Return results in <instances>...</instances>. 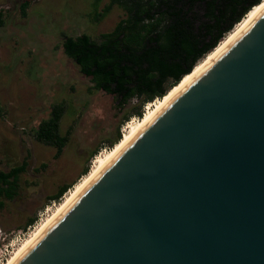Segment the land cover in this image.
Here are the masks:
<instances>
[{
  "label": "water",
  "instance_id": "water-1",
  "mask_svg": "<svg viewBox=\"0 0 264 264\" xmlns=\"http://www.w3.org/2000/svg\"><path fill=\"white\" fill-rule=\"evenodd\" d=\"M12 264H264V9Z\"/></svg>",
  "mask_w": 264,
  "mask_h": 264
},
{
  "label": "rangeland",
  "instance_id": "rangeland-1",
  "mask_svg": "<svg viewBox=\"0 0 264 264\" xmlns=\"http://www.w3.org/2000/svg\"><path fill=\"white\" fill-rule=\"evenodd\" d=\"M22 1L0 0V169L27 161L18 177L17 194L0 209V253L15 240L18 229H26L7 257L81 182L82 168L87 166L90 171L95 156L112 149L108 138L117 127L120 131L124 114L137 102L132 99L119 108L111 94L90 90L89 76L79 71L61 45L64 33L86 32L98 38L123 14L120 6L113 4L95 20V11L109 0H29L25 15L20 10ZM60 101L65 104L60 130L68 132V140L55 157V147L36 140L33 134L49 116L51 104ZM64 182L73 184L37 219L50 202L49 195ZM29 216L36 220L24 228Z\"/></svg>",
  "mask_w": 264,
  "mask_h": 264
},
{
  "label": "trees",
  "instance_id": "trees-1",
  "mask_svg": "<svg viewBox=\"0 0 264 264\" xmlns=\"http://www.w3.org/2000/svg\"><path fill=\"white\" fill-rule=\"evenodd\" d=\"M262 1L109 0L95 11L93 18L99 20L117 4L123 14L113 28L100 32L98 38L86 32L64 33L61 45L79 71L89 76L90 90L111 94L119 108L137 99L124 114V121L133 115L141 116L145 102L166 97ZM28 4L29 0L20 4L23 15ZM2 15L0 9V25ZM64 110V102L52 103L49 116L38 123L33 134L36 140L55 147V157L68 140V132L60 130ZM121 138L117 127L114 136L108 138V147L112 148ZM95 152L96 148L92 154ZM26 164L23 159L7 170L0 169V209L6 199L17 194L18 177ZM41 166L45 167L46 163L42 162ZM88 172L87 166L82 168V174ZM72 184L59 185L49 198L60 199ZM34 221L35 216H29L23 227Z\"/></svg>",
  "mask_w": 264,
  "mask_h": 264
},
{
  "label": "bare ground",
  "instance_id": "bare-ground-1",
  "mask_svg": "<svg viewBox=\"0 0 264 264\" xmlns=\"http://www.w3.org/2000/svg\"><path fill=\"white\" fill-rule=\"evenodd\" d=\"M264 9V0L258 6L250 10L246 16L237 24L234 30L225 37L222 42L211 51L199 64H197L192 73L185 77L178 85H176L169 94L164 98H157L150 102L146 111L139 119H134L128 122L124 127L122 138L117 142L112 149L105 151L101 155H96L93 160L90 171L85 174L81 182L72 190H70L64 201L60 205H56L57 209L47 219L37 227L30 238L18 247L15 252L8 256L2 264H12L16 258L42 233V231L52 223L59 214L71 203V201L79 194V192L98 174L102 169L128 144V142L144 127L146 126L157 113L179 92L181 91L197 74H199L220 52H222L230 43L235 39L251 22L252 20ZM13 252V251H12ZM10 257V259H9Z\"/></svg>",
  "mask_w": 264,
  "mask_h": 264
},
{
  "label": "built area",
  "instance_id": "built-area-1",
  "mask_svg": "<svg viewBox=\"0 0 264 264\" xmlns=\"http://www.w3.org/2000/svg\"><path fill=\"white\" fill-rule=\"evenodd\" d=\"M156 99V98H155ZM154 99V100H155ZM153 100V101H154ZM150 104V102L149 101H147V102H145L144 104H143V107H142V114H141V116L144 114V112L146 111V109H147V106ZM141 116H138V115H133V116H131V117H129L128 119H126L125 120V123L121 126V128H120V134L122 135L123 134V132H124V127H125V125L128 123V122H130V121H132V120H134V119H139ZM56 203V200L55 199H50V202L49 203H47L46 205H45V207L38 213V217H37V219H40L41 218V216H42V214L44 213V212H46L48 209H49V207H50V205H53V204H55ZM36 220V219H35ZM25 232H26V229H23V228H20V229H18V231H17V237L15 238V240H12L9 244H8V246L5 248V250L4 251H2V253H0V264H2L3 262H4V260H6L8 257H7V255H8V253H9V251L13 248V246H14V244L16 243V242H18L19 240H21V235H24L25 234Z\"/></svg>",
  "mask_w": 264,
  "mask_h": 264
}]
</instances>
